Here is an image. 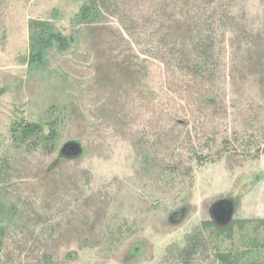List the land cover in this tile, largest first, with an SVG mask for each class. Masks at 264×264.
<instances>
[{
  "label": "rangeland",
  "instance_id": "374dc122",
  "mask_svg": "<svg viewBox=\"0 0 264 264\" xmlns=\"http://www.w3.org/2000/svg\"><path fill=\"white\" fill-rule=\"evenodd\" d=\"M85 1L0 0L1 264H176L191 241L212 264L254 236L213 241L215 202L264 219V0H107L82 25ZM31 21L74 43L32 62ZM196 26L221 34L209 79L183 64Z\"/></svg>",
  "mask_w": 264,
  "mask_h": 264
},
{
  "label": "trees",
  "instance_id": "16d2710c",
  "mask_svg": "<svg viewBox=\"0 0 264 264\" xmlns=\"http://www.w3.org/2000/svg\"><path fill=\"white\" fill-rule=\"evenodd\" d=\"M109 2V0H108ZM107 0H86L80 8L78 17L82 25H92L98 21L99 17L103 15L104 9L107 7ZM229 9L224 10L223 19L230 18ZM222 19V20H223ZM216 22L218 20L215 19ZM224 21V20H223ZM193 27V24L191 25ZM198 27L190 28L191 44L188 55L182 56L188 60L183 63L188 69H195L198 75L205 76L207 79L214 76L211 74L208 66L215 63V59L219 54L217 52L219 37L213 27H208L204 30L203 35L200 36ZM30 31V47H31V60L32 62H41L44 52L58 48L61 51L68 50L74 43V38H67L56 32L54 29L49 28V24L42 21H31L29 23ZM167 36V35H166ZM224 36V34H222ZM168 38V36H167ZM173 47V46H172ZM173 52L174 49L172 48ZM184 55V54H183ZM181 65V62L179 63ZM201 78V77H200ZM13 131L20 141L23 142L31 138L35 133L41 132L40 126L35 124H18L14 127ZM56 136V129L50 126L49 135L47 140H52ZM13 218L19 217V206H12ZM5 205L0 204V255L4 252V235L11 227L9 220L6 218L7 214L4 212ZM202 231L208 233L215 238V242L221 240L233 241L237 232L246 233L251 230L254 234L253 238L248 240L243 246L233 248L229 251H221L220 246L216 244L212 248L213 263L212 264H246L252 256L262 255L261 263L264 264V219L258 220H234L227 228H219L214 222L208 221L202 223ZM237 231V232H236ZM197 252L195 244L188 243L185 249L179 253V259L176 264H194V257ZM0 256V264L1 262Z\"/></svg>",
  "mask_w": 264,
  "mask_h": 264
},
{
  "label": "water",
  "instance_id": "95a60500",
  "mask_svg": "<svg viewBox=\"0 0 264 264\" xmlns=\"http://www.w3.org/2000/svg\"><path fill=\"white\" fill-rule=\"evenodd\" d=\"M81 154L82 148L76 142H68L61 150V156L65 158H78ZM210 214L212 222L219 228H227L234 221L235 204L229 199L219 200L211 207Z\"/></svg>",
  "mask_w": 264,
  "mask_h": 264
}]
</instances>
